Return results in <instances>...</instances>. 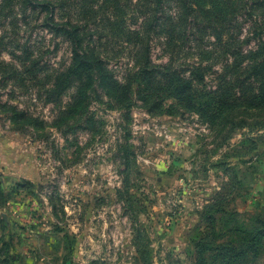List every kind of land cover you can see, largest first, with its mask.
<instances>
[{
    "label": "rangeland",
    "instance_id": "rangeland-1",
    "mask_svg": "<svg viewBox=\"0 0 264 264\" xmlns=\"http://www.w3.org/2000/svg\"><path fill=\"white\" fill-rule=\"evenodd\" d=\"M51 1L41 11L0 0V264H264V95L246 70L254 20L220 38L196 24L183 43L168 1L152 61L192 77L194 97L150 89L130 109L104 94L68 110L77 91H50L71 60L50 10L58 24L85 11L120 79L140 23L126 0ZM197 1L201 19L224 25L226 0ZM223 245L248 248L236 262Z\"/></svg>",
    "mask_w": 264,
    "mask_h": 264
},
{
    "label": "trees",
    "instance_id": "trees-1",
    "mask_svg": "<svg viewBox=\"0 0 264 264\" xmlns=\"http://www.w3.org/2000/svg\"><path fill=\"white\" fill-rule=\"evenodd\" d=\"M113 1H116L119 7L122 6L121 0ZM168 1L171 0H126V2L133 5L135 9L134 17L139 20L140 24L139 29L133 32L139 39L135 41L137 47L135 51H132V58L128 63V66L131 67L127 69L121 79L116 71L111 68L110 63L105 58V53L102 51L101 40L104 38V34L102 31L93 33L92 28L86 26L85 11L81 13L82 18L79 17L75 22L69 21L58 24L54 22V11L52 14V10H50L51 14L47 16V19L53 24L50 25L51 30L56 32L57 35H62L71 48L69 65L58 70L54 76L50 88V91H53L52 94L61 96L74 88L77 93L73 95L72 101L67 105L68 110L73 106H78L77 109L80 106L88 108L93 96L101 97L104 94L111 98L109 102L112 107L130 109L138 99L146 100L145 96L138 95L136 91L150 89L163 91V88H165L166 91H181L178 96L180 99L194 97V94L189 93L192 90V85H194L192 77L190 79L183 78L176 70H166L165 66H159V69L154 66L152 61V38L160 32L167 33L161 30L154 35L150 31L162 25L164 19H170L171 15H166L169 8ZM176 1H178L179 8L175 18L176 23L185 21L184 27L176 31L183 43L189 42L191 35L195 34L194 25L196 24H198V27L206 28L213 26L215 34L220 38L223 29L238 27L249 19L254 20L256 47L249 51L246 70L248 77H254V80L258 83L259 89L255 96L264 95V0H226L229 5L224 13L225 23L221 27L214 22L213 17L204 20L195 13L197 9L194 5L199 4L197 0ZM22 4L25 9L44 11L50 9L53 2L51 0H23ZM215 8L219 9V6ZM102 17L105 16L102 15ZM170 30L171 27L167 31ZM232 35L233 33L230 34V37ZM131 62L133 64H130ZM217 99L218 97H213V100L217 101ZM220 99L223 98L220 97ZM218 102H220L219 99ZM156 104L158 103H152L151 108H154ZM212 216H214V213L206 211V218L210 220L213 226L215 221ZM263 231L264 229L259 230V232ZM262 239L263 236L260 235L257 237L256 242L260 244ZM207 243L205 240H201L198 245L203 247L207 246ZM224 245L221 248L223 253L227 252V248L230 247L227 246L226 248ZM244 248L247 249L248 247L242 245V247L231 246L229 248L232 251V257L236 258V262L244 254L242 253ZM223 256L226 257V255ZM198 264L201 263L198 262Z\"/></svg>",
    "mask_w": 264,
    "mask_h": 264
}]
</instances>
